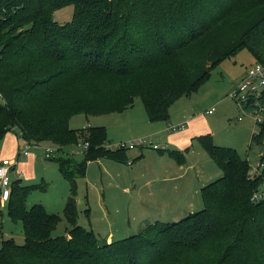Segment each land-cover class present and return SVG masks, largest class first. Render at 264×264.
I'll list each match as a JSON object with an SVG mask.
<instances>
[{"label": "trees", "instance_id": "1", "mask_svg": "<svg viewBox=\"0 0 264 264\" xmlns=\"http://www.w3.org/2000/svg\"><path fill=\"white\" fill-rule=\"evenodd\" d=\"M68 5L71 18L58 22L55 10ZM242 47L264 63V0H0V139L18 131L56 145L70 180L67 226L55 235L60 214L25 203L41 185L12 180L7 212L24 241L1 239L0 264H264V192L253 197L264 186V153L252 173L234 147L200 136L222 172L200 187L202 206L110 241L77 223L73 197L89 160L126 161V148H104L105 127L72 128V115L123 111L139 97L149 121L167 120L176 99ZM258 125L251 141L263 138ZM81 140L88 146L76 161L66 147Z\"/></svg>", "mask_w": 264, "mask_h": 264}, {"label": "rangeland", "instance_id": "2", "mask_svg": "<svg viewBox=\"0 0 264 264\" xmlns=\"http://www.w3.org/2000/svg\"><path fill=\"white\" fill-rule=\"evenodd\" d=\"M71 15V5L54 12V18L60 23L69 20ZM255 62L257 60L252 50L242 47L211 70V75L199 86L201 89L196 95L194 91V97L178 99L174 103L177 107L173 112L177 120H172L173 122L169 124L174 127H167L170 134H173L172 140L167 139L169 133L167 131L162 134L163 138H159L158 135L139 136L145 133L141 123L133 129L131 126H128L131 128L128 129L121 126L122 124L118 125L122 121L127 124L128 118L122 115L123 113L87 115L90 123L105 127L106 141H109V144L141 139L142 142L135 143V148H130L129 152L135 153L140 146L156 152V149H152L156 144L160 151H162L160 148L164 147L163 150L168 155L160 158L163 162L172 160L171 164H175L174 162L179 163V160L186 159V163L193 165L186 167L182 177L169 182L159 179L160 182L154 181L150 185L145 183V179L150 177L149 170L153 167L149 156L135 159L133 163L132 160L127 163L109 159L89 161L84 174L75 176L76 187L73 197L77 223L86 229H92L98 240L104 241L108 234L112 235V239H118L137 232L147 222L154 220L152 218L154 213L161 211L158 217L163 219L176 209L184 211L199 209L202 206L200 187L222 174L221 169L208 155L200 136L207 135L216 144L234 147L239 156L246 158L254 168L252 173L259 171L261 167H257V162L262 163L260 155L264 153V135L260 141H251V133L258 125L250 115V110L242 109L240 102H235L230 96L232 82L237 81L245 69ZM131 107L133 110H140L145 117L146 113L139 97L134 98ZM207 110L211 112L208 113ZM85 116L82 113L72 115L69 125L72 128L82 127L87 122ZM160 121V124L165 125V121ZM178 124L183 126L175 127ZM47 144L43 142L38 146H30L27 155L18 154L25 148V141L18 131H9L0 139V160L3 158L15 160L10 176L19 179L20 184L41 185L31 189L25 203L27 206L42 203L48 211L60 214L61 220L52 231L55 235L64 233L67 226L62 210L70 194V180L61 175L55 160L62 152L56 151L54 156L44 157L43 149ZM66 150L71 152L76 161L81 159L84 152L77 144L66 147ZM183 177L187 184L180 190ZM150 187L152 192L149 191ZM260 190L259 193L264 192V186ZM185 200L184 204L174 208L176 207L174 203ZM8 237H13L18 243L24 241L20 220L9 217L7 204L4 203L0 205V241Z\"/></svg>", "mask_w": 264, "mask_h": 264}, {"label": "crops", "instance_id": "3", "mask_svg": "<svg viewBox=\"0 0 264 264\" xmlns=\"http://www.w3.org/2000/svg\"><path fill=\"white\" fill-rule=\"evenodd\" d=\"M246 70V69H245ZM244 73H245V71L242 73V75H240V77L237 79V81H235V82H232V87L238 82V80H240L242 77H243V75H244ZM201 88L199 87L196 91H195V95H196V93H197V91H199ZM190 95V96H189ZM189 95H183V96H181V97H179L178 99H181V98H183V99H186V98H188V97H194V92H192L191 94H189ZM185 97V98H184ZM178 99L177 100H175L174 102H173V104H171L170 105V108H169V115H171V118H168L167 120H163V121H165V125H162V124H160L161 123V121L160 120H157V121H149V120H147V116L145 115V117H143V114L140 112V110H133V107H128V108H126V109H124V112H126V114H124V112L123 111H119V112H110L109 114H111V113H123L122 115H126V117L128 118L127 119V124H124V122L122 121L121 123H119V122H117V123H119L118 125H121V126H126L128 129H131L130 127H128V126H131L132 127V129L133 128H135L138 124H142L143 126H144V134L142 133V134H140L139 136H144V135H149V136H154V135H158V137L159 138H163V136H162V134L165 132V131H167V132H169L168 130H167V127H169V124H171L170 122L173 120H177L174 116H173V112H175V110H176V105L177 104H174L176 101H178ZM175 105V106H174ZM145 111V110H144ZM86 117V120H87V122L85 123V124H83L82 126H84V125H88V124H92V125H95L94 123H90L89 121H88V116H85ZM121 117V116H120ZM172 121V122H173ZM177 122V121H176ZM173 124V123H172ZM96 125H98V124H96ZM107 132H108V130H107ZM171 132H169V133H167V139L168 140H172V138H171V136L173 135V134H170ZM161 134V135H160ZM252 134V133H251ZM250 139H251V136H250ZM48 143L49 144V142L48 141H42V142H39V144L38 145H40V144H42V143ZM162 146V145H161ZM135 148V147H134ZM131 149H133V148H131ZM152 149H156L157 151L156 152H152V151H150L149 149H147V147H142V146H140L139 147V149L135 152V153H133V152H129V150L130 149H126V161H120V162H122V163H127V161H129V160H132V163H133V161H135V159L137 160V159H140V158H142V157H145V155L146 156H149L150 157V159H151V163L153 164V167L152 168H150V170H149V173H150V177L149 178H146L145 179V183H149L150 185L152 184V182H154V181H156V182H160L159 181V179H162V180H167L168 182L169 181H172V180H174V179H176V178H178V177H182V173L184 172V170L186 169V167H188V166H192L193 164H188V163H186V159H181V160H179L180 162L178 163V162H174L175 164H171L172 162V160H164V162L162 161V160H160V158L162 157V156H165V155H167L165 152H164V147L162 148V151H160L159 150V148H152ZM19 153V152H18ZM154 154H156V155H154ZM170 155V154H169ZM82 156H83V154H81V158H82ZM168 156V155H167ZM105 160V159H109V160H112V161H114V162H118V163H120L119 162V160H114V159H111V158H107V157H100V158H97V159H94V160H89V161H103V160ZM154 159H158V160H160V161H157V160H154ZM88 161V162H89ZM14 166L15 165H13L12 166V170H13V168H14ZM156 169H158V170H156ZM155 171H158V172H155ZM152 177L154 178V179H152ZM11 178H12V176H11ZM19 178V177H18ZM13 180L14 179H17V178H12ZM185 184H187V181L184 179V177L182 178V182H181V184H180V190L184 187V185ZM162 186L163 187H166V185L165 184H162ZM167 187H169V185L167 186ZM175 188H177V186L175 187ZM149 191H151L152 192V188L150 187L149 188ZM161 191H162V189H161ZM146 196H151V195H146ZM186 202V200L185 201H183V202H181V203H174V206H176V207H174V208H178L177 207V205H180V204H184ZM4 203H6L7 204V201L6 202H4ZM165 212V211H164ZM185 211L183 210V209H176V210H173L172 212H171V214H169V215H167L168 217H165V218H167V219H176V218H178L181 214H183ZM159 214H161V211L159 212V213H154V214H152V218H154V220H156V219H159ZM165 218H163V219H165ZM151 221H153V220H151ZM107 236H109V238L107 239ZM106 236V240L107 241H110L111 239H112V235H107Z\"/></svg>", "mask_w": 264, "mask_h": 264}, {"label": "built area", "instance_id": "4", "mask_svg": "<svg viewBox=\"0 0 264 264\" xmlns=\"http://www.w3.org/2000/svg\"><path fill=\"white\" fill-rule=\"evenodd\" d=\"M261 95L262 100L259 98H254L252 101H249L250 96ZM230 96L235 102H240L241 108L245 104L251 105L248 110H250V115L254 119L255 124L264 121V63L255 62L249 65L243 77L233 86L230 90ZM2 100V95L0 93V101ZM208 113L211 110H207ZM183 124L175 125V127H182ZM174 126H169L172 128ZM259 125L253 132H257ZM144 139V138H143ZM142 142L141 139L133 141H118L115 144H109V141L104 142L103 147L106 149H117V148H126L130 149L135 147V143ZM39 144V143H38ZM38 144H31L25 142V148L21 150L22 155L28 154V148L30 146H38ZM77 146L81 147L82 150H85L88 146V142L79 141ZM153 148H159L158 145L154 144ZM44 157L50 158L54 156L57 151L56 145L49 143L44 147ZM15 164V160L3 158L0 160V205L4 204L9 199L11 193V183L12 178L10 173L12 171V166ZM263 163L257 162V167H262ZM254 169V168H253ZM20 177V175H19ZM260 196L259 192H255L253 197L258 198Z\"/></svg>", "mask_w": 264, "mask_h": 264}]
</instances>
